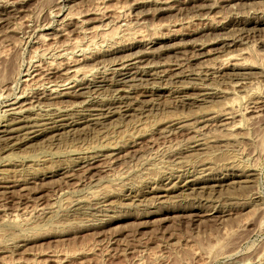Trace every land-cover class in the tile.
<instances>
[{"label": "rangeland", "instance_id": "1", "mask_svg": "<svg viewBox=\"0 0 264 264\" xmlns=\"http://www.w3.org/2000/svg\"><path fill=\"white\" fill-rule=\"evenodd\" d=\"M263 23L264 0H0V264H264Z\"/></svg>", "mask_w": 264, "mask_h": 264}, {"label": "bare ground", "instance_id": "2", "mask_svg": "<svg viewBox=\"0 0 264 264\" xmlns=\"http://www.w3.org/2000/svg\"><path fill=\"white\" fill-rule=\"evenodd\" d=\"M72 15V14H71ZM75 16V15H74ZM72 16H70V18H71ZM73 18V17H72ZM264 24V23H263ZM260 29V28H259ZM258 30V29H257ZM108 34V33H107ZM55 35H57V34H55ZM59 35V34H58ZM57 35V36H58ZM103 35V34H102ZM42 36V35H41ZM52 36V35H51ZM44 39H46V38H44ZM221 39V38H220ZM51 40V39H50ZM215 40V39H214ZM224 40H225V38H224ZM228 40V39H227ZM208 41V40H207ZM210 41H212L211 39H210ZM215 41H217V40H215ZM233 41V40H232ZM216 43V42H215ZM202 44V43H201ZM208 43H206L205 45H207ZM211 44H214V43H210V45ZM225 44V43H224ZM200 45V44H199ZM203 45V44H202ZM204 45V46H205ZM200 47V46H199ZM198 47V48H199ZM201 47H203V46H201ZM50 49V48H49ZM201 49V48H200ZM148 52V51H147ZM147 54V53H146ZM246 54V51L245 52H243V51H241V53H240V55L242 56V55H245ZM140 56H142V55H140ZM201 56H203V55H201ZM235 56V55H234ZM233 55L232 56H228V60H230V61H235L236 59H235V57H234ZM239 56V55H238ZM240 56V57H241ZM139 57V56H138ZM244 56H242L241 58H243ZM106 59V58H105ZM238 59V58H237ZM127 60V59H126ZM129 60V59H128ZM133 60V59H132ZM136 60V59H135ZM134 60V61H135ZM75 62V61H74ZM77 62V61H76ZM80 62V61H79ZM81 62H83V61H81ZM132 62V61H131ZM78 63V62H77ZM134 63V62H133ZM60 64V63H59ZM129 64H130V62H129ZM175 64V63H174ZM180 64V63H179ZM52 65V64H51ZM122 65V64H121ZM125 65H126V62H125ZM127 65H128V63H127ZM131 65H133V64H131ZM135 65H137V64H135ZM173 65V64H172ZM122 66H124V65H122ZM170 66V65H169ZM128 67H131V66H128ZM127 67V68H128ZM135 67V66H134ZM122 68V67H121ZM177 68V67H176ZM209 68V67H208ZM40 69L41 68H38V69H35V72H39L40 71ZM124 69H126L125 67H124ZM174 69V68H173ZM89 71H90V69H88ZM88 70H86V67H84L83 65H78V64H69V65H67V67H65V68H60V69H57V68H55V69H53V68H48V69H45V70H41L42 71V74H43V76H45V78H46V80H49L52 76H54V74H58L62 79L61 80H59V82H53L54 83V85H52V86H50L49 88H48V86H47V84H46V86H47V89H45L44 90V92H42L41 93V98L43 99V98H47V99H51V100H53V99H55L56 97H58V96H64L65 94H67V92H68V94L70 93V91H71V93H75L76 94V92L74 91V92H72V90L77 86L75 83L76 82H78L79 80V78H81L80 79V81L81 80H83V78H84V76H85V74H87L86 72L88 71ZM93 70V69H92ZM123 70V69H122ZM40 71V72H41ZM119 72H120V70H119ZM118 72V73H119ZM125 72V71H124ZM130 72V71H129ZM201 72V71H200ZM207 72V71H206ZM127 73V72H126ZM137 73V72H136ZM203 73V72H202ZM42 74H40V75H42ZM117 74V73H116ZM134 74V73H133ZM161 74H162V72H161ZM168 74V73H167ZM200 74V73H199ZM204 74V73H203ZM206 75H207V73H205ZM113 75V74H112ZM129 75H130V73H129ZM136 75V74H135ZM232 75H233V73H232ZM235 75H237V74H235ZM30 76V75H29ZM42 76V77H43ZM89 76V75H88ZM120 79H118L119 81H122V80H124L125 78H126V76H125V74H120V75H117ZM150 76V75H149ZM161 76V75H160ZM168 76V75H167ZM176 76V75H175ZM179 76V75H178ZM201 76H202V74H201ZM204 76V75H203ZM230 76V75H229ZM83 77V78H82ZM87 77V76H86ZM85 77V78H86ZM116 77V76H115ZM128 77V76H127ZM132 77V76H131ZM131 77H129V78H131ZM136 77V76H135ZM134 77V78H135ZM151 77V76H150ZM156 78V77H155ZM154 78V79H155ZM161 78V77H160ZM164 78V77H163ZM169 78V77H168ZM171 78V77H170ZM204 78H205V76H204ZM114 79V78H113ZM135 79H137V78H135ZM139 79V78H138ZM140 79H141V77H140ZM145 79V78H144ZM84 80H86V79H84ZM133 80V79H132ZM131 80V81H132ZM142 80V79H141ZM140 80V81H141ZM164 80V79H163ZM206 80V79H205ZM240 80V79H239ZM26 81V80H25ZM79 81V82H80ZM89 81V80H88ZM87 81V82H88ZM92 81V80H91ZM105 81V80H104ZM130 81V82H131ZM143 81V80H142ZM147 81V80H146ZM84 82V81H83ZM83 82L82 83H80V85L81 84H83ZM113 82V81H112ZM111 82V83H112ZM129 82V81H128ZM136 82V81H135ZM227 82V81H226ZM232 82V81H231ZM234 82H235V80L233 81V85H234ZM242 83V81H238V83ZM52 83V82H51ZM50 82H49V84H51ZM89 83V82H88ZM96 83V82H95ZM117 83V82H116ZM120 84H121V82H119ZM125 83H126V80H125ZM168 83V82H167ZM236 84H237V82H235ZM166 84V83H165ZM87 85V84H86ZM122 85V84H121ZM123 85H125V84H123ZM232 85V84H231ZM232 85V86H233ZM240 85V84H239ZM242 85V84H241ZM43 86V85H42ZM82 86V85H81ZM89 86V85H88ZM126 86V85H125ZM130 86V85H129ZM237 87H239L238 86V84L236 85ZM83 87V86H82ZM86 87V86H85ZM163 87V86H162ZM203 87H205V86H202V88ZM235 87V86H234ZM93 88H95L94 86H93ZM198 88H201V86H199ZM206 88H207V86H206ZM241 88V87H240ZM40 89H42V88H40ZM78 89H80V88H77V89H75V90H78ZM83 89H84V87H83ZM95 89H100V88H95ZM122 89V88H121ZM152 89V88H151ZM209 89H211L210 87H209ZM213 89V88H212ZM36 90V89H35ZM86 90V89H85ZM93 91H91V92H94V89H92ZM116 91H120V90H118V89H115ZM123 90V89H122ZM126 90V89H125ZM125 90H124V92H125ZM198 90V89H197ZM204 90V89H203ZM202 90V91H203ZM37 91H39V90H37ZM84 91V90H83ZM112 91V90H111ZM116 91H115V93H116ZM127 91V90H126ZM129 91V90H128ZM127 91V92H128ZM144 91V90H143ZM181 91V90H180ZM185 91V90H184ZM216 91V90H215ZM40 92L41 91H39V94H40ZM81 92H82V90H81ZM88 92V91H87ZM90 92V91H89ZM88 92V93H89ZM91 92L89 93V94H91ZM96 92V91H95ZM94 92V93H95ZM126 92V93H127ZM197 92V91H196ZM206 92V91H205ZM214 92V91H213ZM218 92H220V91H218ZM70 93V94H71ZM125 93V94H126ZM192 93V92H191ZM203 93V92H202ZM201 93V94H202ZM207 93H209V92H207ZM211 93V92H210ZM217 93V92H216ZM221 93V92H220ZM75 94H71L72 96L73 95H75ZM77 94H80V93H78L77 92ZM82 94V93H81ZM144 94V93H143ZM151 94V93H150ZM182 94V93H181ZM197 94V93H196ZM212 94V93H211ZM84 95V94H83ZM91 95H93L94 96V94H91ZM119 95V94H118ZM122 95V94H121ZM199 95H200V93H199ZM24 96V95H23ZM70 96V95H69ZM77 96V95H76ZM88 96V95H87ZM98 96V95H97ZM123 96V95H122ZM127 96V95H126ZM145 96V95H144ZM198 96V95H197ZM211 96V95H210ZM40 97V96H39ZM65 97V96H64ZM74 97V96H73ZM82 97H84V96H82ZM89 97V96H88ZM91 97V96H90ZM146 97V96H145ZM195 97V96H194ZM205 97H207V96H205ZM217 97V96H216ZM22 98V97H21ZM25 98V97H24ZM28 98H29V96H28ZM37 98V97H36ZM185 98V97H184ZM200 98V97H199ZM16 99H19V98H16ZM59 99V98H58ZM90 99V98H89ZM93 99V98H92ZM96 99V98H95ZM190 99H192V98H190ZM189 99V100H190ZM202 99V98H201ZM206 99V98H205ZM23 100V99H22ZM30 100V99H29ZM39 100V99H38ZM204 99H202V101H203ZM207 100V99H206ZM205 100V101H206ZM16 101V100H15ZM26 101V98H25V100H23V101H17V102H15V103H13L14 105H18V108L20 107H22L23 106V103H25V105H26V103L27 102H25ZM42 101V100H41ZM40 101V103H42ZM61 101V100H60ZM208 101V100H207ZM206 101V102H207ZM210 101V100H209ZM236 101V100H235ZM29 102V101H28ZM31 102H32V100H31ZM37 102H39V101H37ZM36 102V103H37ZM45 102V101H44ZM48 102H49V100H48ZM50 102H52V101H50ZM141 103V102H140ZM228 103V102H227ZM235 103V102H234ZM256 103V102H255ZM28 104V103H27ZM31 104H33V102L31 103ZM39 104V103H38ZM45 104H47V103H45ZM51 105H52V103H50ZM24 105V106H25ZM48 105H49V103H48ZM28 106V105H27ZM35 106V105H34ZM34 106H32L33 108H34ZM39 106V105H38ZM32 107H29V108H31V110H32ZM46 107V106H45ZM52 107V106H51ZM57 107V106H56ZM19 108V109H20ZM50 108V107H49ZM62 108V107H61ZM65 108V107H64ZM12 109V108H11ZM16 109V108H15ZM22 109H24V107L22 108ZM27 109V107H25V110ZM95 109V108H94ZM17 110V109H16ZM65 110V109H64ZM14 110H12V112H13ZM19 111V110H18ZM18 111H16V112H18ZM22 111V110H21ZM21 111H19L20 113H21ZM231 111V110H230ZM15 112V111H14ZM15 112V113H16ZM18 112V113H19ZM225 112V111H224ZM14 113V114H15ZM219 113H220V111H219ZM222 114V113H221ZM22 115V114H21ZM225 115H229V111H228V114H225ZM256 115V114H255ZM5 116V115H4ZM3 116V117H4ZM61 116V115H60ZM226 117V116H225ZM59 118V117H58ZM254 118V117H253ZM225 119H228V118H225ZM73 121V120H72ZM14 122H16V121H14ZM56 122V121H55ZM242 122H244V121H242ZM248 122V121H247ZM246 122V123H247ZM73 123V122H72ZM222 123V122H221ZM70 124V123H69ZM227 124V123H226ZM239 124H241V123H239ZM44 125V124H43ZM73 125V124H72ZM235 125V124H234ZM242 125V124H241ZM65 126V125H64ZM71 126V125H70ZM202 127V126H201ZM57 128V127H56ZM232 128H233V126H232ZM237 128V127H236ZM235 128V129H236ZM239 128V127H238ZM43 129H44V127H43ZM50 129V128H49ZM180 129H181V127H180ZM231 129V128H230ZM45 130V129H44ZM54 130V129H53ZM232 130H234V129H232ZM46 131V130H45ZM198 131V130H197ZM231 131V130H230ZM195 132V131H194ZM199 132V131H198ZM39 133H41V132H39ZM44 134V133H43ZM37 135V134H36ZM199 138V137H198ZM234 158V157H233ZM95 159V158H94ZM98 160V159H97ZM92 161H93V159H92ZM95 162V161H94ZM110 162V161H109ZM86 164V163H85ZM92 164V163H91ZM91 164H87V165H91ZM84 165V164H83ZM106 166V165H105ZM90 167V166H89ZM92 168V167H91ZM78 169V168H77ZM81 169V168H80ZM82 170V169H81ZM91 170V169H90ZM82 173L84 174V172L82 171ZM81 174V173H80ZM10 188L11 187H5V189L6 190H10ZM2 192V191H1ZM3 193H5V194H9L10 192L9 191H6V192H3ZM2 194V193H1ZM2 197V196H1ZM5 197V196H4ZM1 200V199H0ZM2 203V202H1ZM14 215H16V214H14ZM17 216V215H16ZM12 219H16V217H14V218H12Z\"/></svg>", "mask_w": 264, "mask_h": 264}]
</instances>
